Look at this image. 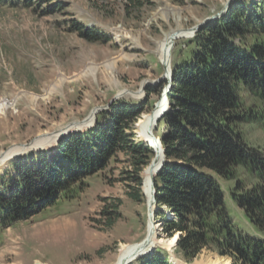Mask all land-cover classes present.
<instances>
[{
	"label": "rangeland",
	"instance_id": "rangeland-1",
	"mask_svg": "<svg viewBox=\"0 0 264 264\" xmlns=\"http://www.w3.org/2000/svg\"><path fill=\"white\" fill-rule=\"evenodd\" d=\"M235 1L147 0L137 7L129 0H0V101H13L0 111V152L57 134L44 146L26 149L8 160L0 167V180L13 182V166L19 157L57 150L64 137L97 126L99 115L120 99L143 104L145 110L126 130L136 142L145 141L154 149L151 162L140 172L130 152L116 149L106 165L86 179L75 198L61 197L0 230V264H112L122 243L145 240L150 245L129 264H141L142 258L158 250L166 253L170 264H206L218 257L238 264L212 243L189 256L179 245V232L167 235L165 220L175 214L168 204L158 201L160 171L145 186V171L159 151L152 135L154 144L142 137L139 127L140 118L151 114L164 96L166 107L161 112L174 110L169 93L174 81L165 75L191 48L189 40L198 32L193 28L223 10L224 15ZM165 8L168 18L159 13ZM176 8L187 29L180 34H187L179 35L166 57L161 56L160 41L178 27ZM112 59L117 61L114 73L106 65ZM88 117L95 120L78 123ZM163 117L151 131L166 148L160 134L167 130ZM240 127L246 141L264 147V123L246 121ZM165 159L169 161L167 153ZM139 178L141 197L135 200L131 193L138 192ZM237 179L245 180L247 186L255 182L240 169L234 178H222L230 186Z\"/></svg>",
	"mask_w": 264,
	"mask_h": 264
},
{
	"label": "trees",
	"instance_id": "trees-1",
	"mask_svg": "<svg viewBox=\"0 0 264 264\" xmlns=\"http://www.w3.org/2000/svg\"><path fill=\"white\" fill-rule=\"evenodd\" d=\"M146 1L129 0L137 7ZM189 44L173 66L174 110L161 118L169 161L156 177L157 198L175 214L166 218L165 232H179L181 249L192 257L212 243L238 264H264V147L246 141L240 127L264 123V0H236ZM144 110L142 103L120 99L99 115L97 126L64 137L57 150L19 157L13 182L0 180V230L61 197L75 198L116 149L130 152L140 172L154 149L136 142L126 127ZM239 169L253 185L241 179L225 184L222 178H234ZM138 184L135 200L140 178ZM142 259L170 264L159 250Z\"/></svg>",
	"mask_w": 264,
	"mask_h": 264
},
{
	"label": "bare ground",
	"instance_id": "bare-ground-1",
	"mask_svg": "<svg viewBox=\"0 0 264 264\" xmlns=\"http://www.w3.org/2000/svg\"><path fill=\"white\" fill-rule=\"evenodd\" d=\"M168 11H169L168 9H166L165 11L160 10L159 13H161L163 16L168 18L170 16V13ZM173 11H174L173 12L174 16L177 17L176 19H177L178 27L171 32H166V34H165L166 37L160 41L161 56H165V57L167 55L169 47L171 46L172 41L176 40V38L179 37V35H184L186 33L183 31L184 34H180L181 31L184 29L182 22H181V19H182L181 10L176 8V10H173ZM157 14L158 13H156L155 16H157ZM184 30L186 31L187 29H184ZM117 37H118V35H117ZM116 62H117L116 59L108 60L106 62V65L108 66V68L110 69V71L112 73H114ZM117 81H119L118 78H117ZM51 91H52V89H51ZM50 93L51 92L49 91L45 96H49ZM36 97H38V95ZM164 100H165V96L160 101H158L159 103L157 102L158 105L152 111L151 114L146 113L143 115V117L140 118L139 127H140V130L142 131V137L146 141H148L149 143H152V144H154V143H153L151 134L148 133V130H147L148 127L147 126H149L151 123H155V120H156L159 112H161V110L166 107ZM11 104H13V101H10L9 99L8 100L4 99V100L0 101V111H3L6 107H8ZM56 138H57V134H55L54 136L42 135L39 138H37L32 145H28V146L27 145L26 146L25 145H15V146L11 147L9 150H7L6 152H0V167L5 165L8 160L15 159L16 155H18L22 151L29 149V148H40V147L44 146L47 142H50L51 140H55ZM154 169H155V166H152V164H150V165H148V168L145 171V178H146L145 186H146V188L150 184L152 174L155 172ZM141 245L142 244L140 242L139 243L138 242L137 243H122L121 248L119 250V253L117 255V258L112 264H127L129 261L136 259L145 250V249H142ZM39 263L40 264H49V263H44V262H39ZM206 264H230V261L226 258L218 257V258L209 260V262H207Z\"/></svg>",
	"mask_w": 264,
	"mask_h": 264
},
{
	"label": "water",
	"instance_id": "water-1",
	"mask_svg": "<svg viewBox=\"0 0 264 264\" xmlns=\"http://www.w3.org/2000/svg\"><path fill=\"white\" fill-rule=\"evenodd\" d=\"M224 13V10L221 12V13H219V14H214V15H211V16H209L205 21H203V22H201V23H199V25H197L196 27H194L193 28V31H198L199 29H201L202 27H204V26H206V25H208V24H210L211 22H213L214 20H216L218 17H220L222 14ZM174 41L175 40H173L172 41V43H174ZM171 43V44H172ZM171 72L169 73V74H167V75H165L166 77H171ZM173 85H174V83H172L171 84V86H170V89H169V93H170V90H172V87H173ZM168 110L169 109H165L164 111H162L161 112V114H159L158 116H157V118H156V120L155 121H157L160 117H161V115L163 114V115H165L167 112H168ZM95 119H94V117H88V118H86L85 120H83L82 122H78V123H83V124H90L92 121H94ZM78 123H74V124H78ZM154 123H151L150 125H149V128H148V132H150V134L152 135V137L155 139V145H156V148H157V150L159 151L158 153H157V156H156V159L153 161V163H152V166H155V169H154V171H160L161 169H162V167L164 166V164H165V162H166V159H165V157H166V148H162V144L160 143L161 141L160 140H158V137H156L153 133H152V131H151V128H152V125H153ZM69 127H70V125H69ZM40 137V136H39ZM39 137H37V138H39ZM37 138H35V139H33L30 143H27V144H23V145H32L34 142H35V140L37 139ZM161 151V152H160ZM163 152V153H162ZM16 157H17V155H16ZM15 157V158H16ZM154 179V178H153ZM154 181V180H153ZM154 183V182H153ZM156 192V191H155ZM141 246H142V249H145V251H146V249L148 248V246L150 245V242L148 241V240H145V241H143V242H141ZM132 261V260H131ZM131 261H129L127 264H129Z\"/></svg>",
	"mask_w": 264,
	"mask_h": 264
}]
</instances>
